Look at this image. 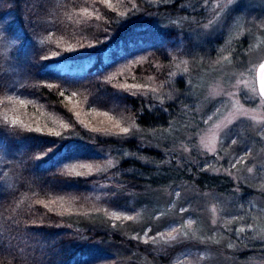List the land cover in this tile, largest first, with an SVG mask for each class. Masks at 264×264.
Here are the masks:
<instances>
[{"label":"trees","instance_id":"16d2710c","mask_svg":"<svg viewBox=\"0 0 264 264\" xmlns=\"http://www.w3.org/2000/svg\"><path fill=\"white\" fill-rule=\"evenodd\" d=\"M204 9L201 0H0V71L10 74L8 87L0 89V127L13 134L5 137L10 151L0 158L6 174L0 264H142L138 249L156 263L166 262L180 244L159 249L137 243L106 213L135 212L142 204L154 209L153 189L160 186L231 189V177L208 168L196 143L189 94L195 76L190 85L178 79L184 90L169 85L179 50L191 43V18ZM129 16L133 22L125 24ZM177 16L186 23L173 21ZM137 36L139 42L128 43ZM125 84L146 87L124 89ZM156 87L162 98L151 91ZM20 100L24 110L13 115L10 108ZM16 117L23 123L12 124ZM115 121L122 127L135 121L140 130L122 134L112 128ZM152 126L157 130L150 131ZM98 147L117 157L113 167L99 172L105 157ZM10 217L21 222L11 235ZM32 222L41 226L26 232Z\"/></svg>","mask_w":264,"mask_h":264},{"label":"rangeland","instance_id":"374dc122","mask_svg":"<svg viewBox=\"0 0 264 264\" xmlns=\"http://www.w3.org/2000/svg\"><path fill=\"white\" fill-rule=\"evenodd\" d=\"M232 15L234 19L229 20L230 29L228 25L216 22L211 5H205L200 17L191 18L187 29L191 43L179 50L169 85L184 90L185 85L177 83L178 79L185 82L193 76L196 78L195 85L189 89L196 114L192 124L196 128V143L205 154L204 161L210 166L207 167L229 175L227 170L231 169V163L240 157L244 158V162L231 169L229 176L232 187L227 191L199 190L189 183L160 186L153 189L154 209L142 204L139 211H117L121 215L135 217L131 221L120 220V225L129 237L139 235L142 238L135 239L137 243L148 240L147 244L159 249L164 245L180 244L171 259L162 263H156L144 250H136L142 264H264V236L258 235L264 233V190L259 187L264 184V138L258 135V130L264 128V121L257 123L239 117L226 95L213 94L220 88L242 93L243 85L232 87L240 78L247 80L249 86L259 88L257 67L264 59V0H241V8ZM172 20L186 23L179 16ZM209 21L213 23L204 28ZM108 56L109 51L106 50L103 57ZM225 56L229 57V61L213 66V61ZM180 60L189 61L187 72L182 71L184 65L180 64ZM241 61L243 66H239ZM151 81L148 79L145 83L150 84ZM156 89L158 91L154 94L162 98L164 93ZM236 99L243 111L264 116V106H260L259 98L246 100L241 94ZM216 109H220V112L217 113ZM23 110L21 104L10 108L13 115H19ZM209 116H212V120H208ZM225 117L233 120V132L225 136L222 130H218L217 151H210L207 147L209 130ZM233 139L237 141L236 144L231 143ZM185 149H188L187 146ZM94 150L105 157L100 167H105L109 159L114 163L117 160L109 148L98 147ZM249 167L253 169L252 172L247 171ZM176 192L180 196H176ZM213 206L216 207L215 213L211 211ZM181 207L188 208L189 212H180ZM189 218L197 220L193 229L198 238L169 242L156 236L158 232L167 233L171 227L179 228ZM249 224L253 227L248 228ZM239 228L245 231L240 233L237 231ZM153 236H156L155 241L151 239ZM229 243L233 247L229 248Z\"/></svg>","mask_w":264,"mask_h":264},{"label":"snow or ice","instance_id":"6c2138e0","mask_svg":"<svg viewBox=\"0 0 264 264\" xmlns=\"http://www.w3.org/2000/svg\"><path fill=\"white\" fill-rule=\"evenodd\" d=\"M105 3H109L110 4V0H104ZM150 2V0H149ZM201 2L204 5H211L212 9H213V15L214 17H216V22H219L221 25H228L229 29L231 28V25L229 24V20L230 19H234L233 17V13L236 12L238 9L241 8V0H218V2H213V0H201ZM83 12L87 13L88 10L87 8L82 9ZM224 14V15H222ZM123 15V14H121ZM132 18L131 16H129L124 23L125 24H130L132 23ZM175 23V22H173ZM213 21H209L208 24L204 25V28L209 27L210 24H212ZM239 25L237 24V27ZM171 29H164V31H170ZM230 34V32L228 33ZM3 33L0 32V37H2ZM18 39V37H17ZM140 37H136L135 39L130 38L128 40V43L130 44H135L137 42H139ZM2 58V57H0ZM172 59H175V57H173ZM223 61H229V57H222L220 59H217L215 61L212 62L213 66L217 65V64H221ZM193 63H195V61H193ZM180 64L184 65V68L182 69V71L187 72L188 69V65H189V61L187 60H180ZM179 66V65H178ZM239 66H243V61H241V65ZM13 68H15V66H13ZM250 71H255V69H251ZM15 71H13L11 73V75H14ZM174 75V73H170V76ZM10 74L7 71H0V89H4L8 87V83L6 82V77H9ZM241 77H243V73L240 74ZM259 88L257 89L255 86H249V82L247 80H244L242 78L240 79H236V83L234 85H232L233 88H239V86L243 85L244 90L241 93L240 91H225L223 88H220L218 91H214L213 94L219 95V94H223L226 95L229 100L232 102V106L233 109L235 110V113L238 114L239 117L241 118H247V119H251L253 121H256L257 123H260L261 121H264V116H256V115H250L247 111H243L242 110V105H239L238 100L236 99L239 95L243 94L246 100H252L255 101L259 98L260 101V106H264V63L259 64ZM185 83H188L189 85L191 84V81H185ZM122 88L126 89V88H134V89H138L141 87H146V86H141V85H137V84H125L121 86ZM151 91L153 93L157 92L158 89L156 88H152ZM73 96L76 95V93L72 94ZM9 100L12 99V97H8ZM19 103L21 105L25 104V101L20 100ZM255 110H253L254 112ZM216 112L219 113L220 109H216ZM231 111H230V115H231ZM77 115H79V113H77ZM104 115H108L107 113H104ZM5 120H7V117H5ZM208 120H212V116L208 117ZM12 124H16V123H23L22 121L19 120L18 117L14 118L11 121ZM205 123H207V121H205ZM233 120L232 119H228L227 117H225V120L221 121L220 123H216L213 125V128L209 130L210 135L208 137V144L207 147L209 148L210 151H217L215 144L217 141V134H218V130H222V134L227 136L230 133L233 132ZM27 127V126H25ZM65 127H67V125H65ZM112 128H119V132L122 134H128L132 129H137L138 131L140 130L139 125L133 121L132 123H130L127 127H122L120 121H115V123L112 125ZM95 132H105V133H110L112 131V129L109 128H94L92 129ZM156 126H152V128L150 129V131H156ZM36 132H42V129L37 127L35 128ZM52 134H54L57 137H61V133L59 132H52ZM8 135H13L11 133H6L3 129V127H0V158H4L7 156V154L9 153L10 149L8 144L5 143V137ZM258 135L261 138H264V128H260L258 130ZM232 144H236L237 141L235 139L231 140ZM49 151H54L52 149H50ZM123 156L127 157L130 155V153L128 152H123L121 153ZM42 159V158H40ZM244 162V158L240 157L239 159L236 160L235 163H231V169H235L237 167L238 164L243 163ZM57 163H59V161H57ZM114 166V162L113 160L109 159L105 162V168L102 169L100 166L96 167V171H102V170H106V168L108 167H113ZM81 168H87L88 169V173H91L93 171V166L92 165H80ZM210 167V166H209ZM231 169H228V173L229 175H231ZM208 169L205 168L204 171H207ZM73 171H75L73 169ZM216 171H219L218 169ZM248 172H252L253 169L251 167H249L247 169ZM6 174H4L3 172H0V195L5 194V185L3 183L4 177ZM87 175L84 172H75V176L77 177H81V176H85ZM261 190H264V184H261L260 186ZM113 195H117L116 192H113ZM176 196H180L179 192L175 193ZM99 199V198H97ZM37 204H45L44 201L42 200H38L36 201ZM49 204H55L56 201L55 200H51L48 202ZM45 207L47 208L48 205L45 204ZM65 211H70V209H65ZM97 212L101 211L100 209H96ZM180 212L184 213V212H189L188 208H184L181 207L179 209ZM211 211L213 213L216 212V207L213 206ZM61 215H63L64 213H60ZM107 215H110L111 217H114V219L116 221H120V220H125V221H131L134 220L135 217L131 216V215H121L119 213L116 212H112V213H106ZM161 215H166V213H161ZM213 223H215V220H213ZM197 224V220L189 218L187 219L183 224L180 225V227H171L170 231H168L167 233H162V232H158L156 234V236H159L161 238H165L167 241L169 242H173V241H179L181 239H188V238H198L196 236V230L193 229V225ZM41 225H37L35 222H32L31 224H26L25 225V231L26 232H30L32 229L38 228ZM253 225L249 224L248 228H252ZM21 228V222L19 220H16L14 217H10L7 221V229H8V233L9 235H11V233L13 231H17L20 230ZM240 233H243L245 231L244 228H239L237 230ZM36 234L33 232L31 235H29V239H32L33 236H35ZM148 233L145 232V236H147ZM258 235H262L264 236V233H258ZM156 236L151 237V239L153 241H155ZM14 238V237H13ZM251 238V237H249ZM131 239H137L140 240L142 239L139 235L131 237ZM209 239H211V237H209ZM144 243H148V240H144ZM5 246V240H4V230L2 227H0V249H3ZM41 248L43 247H47V242H44L42 245H40ZM228 247L231 248L233 247V245L231 243L228 244Z\"/></svg>","mask_w":264,"mask_h":264},{"label":"water","instance_id":"95a60500","mask_svg":"<svg viewBox=\"0 0 264 264\" xmlns=\"http://www.w3.org/2000/svg\"><path fill=\"white\" fill-rule=\"evenodd\" d=\"M261 63H264V59H262V61L259 64H261ZM258 73H259V65L257 67V83H258V87H259V76H258Z\"/></svg>","mask_w":264,"mask_h":264}]
</instances>
